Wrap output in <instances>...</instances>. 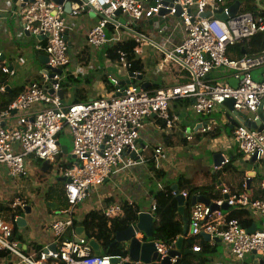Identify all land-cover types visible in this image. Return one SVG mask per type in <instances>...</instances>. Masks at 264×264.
<instances>
[{"label":"built area","instance_id":"obj_1","mask_svg":"<svg viewBox=\"0 0 264 264\" xmlns=\"http://www.w3.org/2000/svg\"><path fill=\"white\" fill-rule=\"evenodd\" d=\"M70 1V14L76 16L88 13L99 17V21L87 33V46L116 51L117 62L126 71L132 66L130 59L141 53L142 41L138 36L132 37L130 41L135 45L131 53L119 50L118 44L125 40L121 29L144 27L161 10H165L166 14L161 16V20L168 26L167 29L172 28L174 21V30L182 28L180 42L169 58L183 68L188 81L148 91L133 83L121 85L108 76L113 91L107 96L84 103L65 104L57 95L66 75L64 71L70 72L64 4L52 0L26 2L20 11L22 30L43 39L44 45H37L36 49L43 50L47 56V66L61 70L62 75L52 71L43 73L40 82L30 84L6 109L0 110V164L10 176L18 178L28 175L26 156H32L37 162L53 163L61 153L57 142L65 127L72 137L75 163L61 171L68 207L60 210L57 217L47 224L52 233L53 249L45 248L36 255H28L21 249L14 235V227L27 204L16 198L9 207L20 213L9 221L0 217V252H6L14 259L10 262L5 257L1 258L3 264L130 263L128 255L95 256L89 245L90 239L76 236L73 209L93 190H97L104 217L111 221L120 216L119 203L106 194L103 185L119 166L127 169L134 164L138 131L145 118L154 115L163 122V128H172L176 119L169 114V106L174 100H190V110L197 116L208 115L217 109L224 110V102L233 101L232 109L237 113L233 117L236 123L232 133L234 143L244 156L249 158L255 154L257 162L264 161V120L261 122V131L246 126V122L260 120L258 111L264 113V50L242 58H230L227 54L229 47L264 33V9L257 13L239 11L234 17H229L230 0ZM115 13L119 15L115 16ZM219 14L227 16V20H221ZM120 17L124 19L123 22L119 20ZM108 25L112 26V33L107 31ZM216 70L231 71L236 84L232 86L213 79L211 74ZM254 71H258L256 78L253 76ZM2 72L13 75L5 67ZM77 73H80V68L71 72ZM50 90L52 95L49 94ZM4 91L5 87L0 86V93ZM36 104L41 105V108L29 118L25 114ZM206 131L208 128L200 130L201 133ZM187 139L191 137L187 136ZM155 153L159 154L160 149L155 150ZM227 163L228 159L224 158V164ZM220 192L228 199L210 201L217 210L202 203H195L191 207L190 236L199 238L207 234L211 239H219L229 256L238 264H243L247 256L264 253V199L252 200L246 193H236L225 187ZM171 194L175 197L181 194L184 199L199 197L198 193L188 196L186 192L171 191ZM225 202L230 208L247 212L251 218L255 216L261 220L260 225H254V231L249 233L237 220L226 217L220 209ZM154 210L152 202L150 212ZM136 238L140 239L138 233ZM154 243L161 258L171 248L159 241ZM192 251L198 253L201 247L196 245ZM174 262L175 259L171 264Z\"/></svg>","mask_w":264,"mask_h":264},{"label":"crops","instance_id":"obj_2","mask_svg":"<svg viewBox=\"0 0 264 264\" xmlns=\"http://www.w3.org/2000/svg\"><path fill=\"white\" fill-rule=\"evenodd\" d=\"M245 1L240 0L239 11L248 5ZM22 2L23 0H0V63L13 72L12 76L5 74L8 93L13 91L21 93L30 84L40 82L43 71L47 69L45 52L36 49L37 45H44L43 39L22 30L20 20ZM252 2L255 3L257 10L247 11L257 13L264 9L263 0H250L249 4H253ZM119 20L124 21L122 17ZM98 21L99 17L95 14L80 13L74 16L66 13L65 23L68 28L65 40L70 58V72L64 71L66 74L64 80L72 79L74 88L67 91L65 104H70L73 93L77 89L88 101L107 96L111 92L102 80L104 76H110L119 82L131 80L129 71L122 68L116 60L109 58L107 48L92 49L87 46V33ZM172 24V28L166 30L158 28L157 31L149 29L147 25L121 29L123 39L131 40L132 37L138 36L142 41L141 53L134 59L143 66V82L150 84L148 91L183 84V81L188 79L183 68L174 59L169 58V54L180 42L182 31L181 27L173 29L175 21ZM77 68H80V73L71 74ZM255 74L258 75V71ZM211 77L232 86L236 84L231 74L224 70H216ZM40 108L39 104L33 105L25 115L30 118ZM213 113L219 114V117H215ZM169 114L176 119L170 129L163 128L162 121L156 117L145 118L142 121L137 141V150H142V152L134 158V164L131 167L123 169L119 166L105 181L103 186L106 188L107 195L117 203L118 201L127 202L139 213H151L150 206L153 200L149 195V189L156 185L161 186L153 180L147 164L151 161L157 170L164 173L162 183L168 184L171 188L189 180L194 187L201 189L212 186L213 190L217 191L225 187L236 193L245 192L250 195L252 192L255 196L263 197V162L251 164L248 161L249 158L240 152L232 138L235 127H232L223 109H217L208 115L197 116L190 110L189 105L172 101ZM205 128H208V131L215 130L214 133H217L219 137L206 136L205 132L201 133L200 130ZM187 136L191 139L188 140ZM157 149H160V153L156 155L155 150ZM218 154L223 155L230 162L221 164L215 169L212 159ZM71 155L72 151L70 155L68 152V157L64 154L63 160L70 159L75 163ZM25 164L28 175L18 178L10 176L6 168L0 164V204L9 207L14 199L19 198L27 206L31 205L32 215L27 217L23 227H17L15 235L21 249L26 254L36 255V247L42 251L51 246L52 233L47 228V224L64 208L65 195H58L63 191V181H61L63 168L54 170L48 178L49 184L54 186V193L47 202L44 196L47 186L38 184L35 178L40 163L32 156H26ZM251 172L254 175H249ZM190 200L191 198L187 200L184 216H180L177 212L182 225L183 217L187 219L188 231L184 235H179L176 240L180 237L182 239L181 251L187 249L192 251L196 245L201 247V241L208 243V246L198 253L192 251V254H187L185 261H190L191 264H214L216 262L238 264L229 256L227 249L219 239L218 241L215 239L205 241L202 237L190 236L189 216L192 207ZM98 209H102L101 200L98 191L93 190L82 203L74 207V220L81 222L89 212ZM252 218L253 227L254 225L258 227L261 220L255 216ZM139 235L142 238L141 234ZM4 257L10 262L14 261L10 256L5 255L0 257V264H3L1 258ZM253 260L254 255H249L243 264H252Z\"/></svg>","mask_w":264,"mask_h":264},{"label":"trees","instance_id":"obj_3","mask_svg":"<svg viewBox=\"0 0 264 264\" xmlns=\"http://www.w3.org/2000/svg\"><path fill=\"white\" fill-rule=\"evenodd\" d=\"M235 0H230V2ZM248 5L243 8L242 11H253L255 12L257 10V7L255 3L249 4L250 0L245 1ZM259 12V11H258ZM107 31L109 33H112L113 28L111 25L107 26ZM134 42L130 40H124L123 42H120L117 46L119 50H124L129 53H131L132 49L134 48ZM264 50V33H259L256 36L252 37L249 40H243L236 45L229 47L227 49V54L230 58H242L247 56H252L257 53H260ZM108 56L112 60H118V54L116 51H113L111 49H108ZM132 58V56H131ZM131 61V68L129 69V73H137L138 75H142L144 77V70L143 66L139 64L134 58L130 59ZM2 68L4 66L0 63V86L5 87V91L0 94V110L6 109L8 105L18 96V92H7V78L5 77V74L2 72ZM185 72V71H184ZM68 79V78H67ZM104 84L106 85L108 91H113V86L108 80L107 76H104L102 78ZM187 80H184L183 83L187 82ZM132 83L136 86H139L141 84L140 81H138L136 78L132 80ZM73 86V80H62L61 82V91L64 95V101L65 97H67V91H70ZM67 99V98H66ZM88 99L81 93L80 90H75L73 93V98L70 100V104H77V103H84L87 102ZM174 101L183 102L184 105H190V100L188 99H177ZM163 123V122H162ZM215 130L206 131V136L211 137H219L217 133H214ZM63 151H61L60 154H58L54 160L53 163L50 164L49 170L46 174L41 173L40 171L37 172L35 175L36 182L40 185H45L48 183V178L53 173L54 170L61 168H67L73 165V161L70 159L63 160L64 159ZM39 162V161H38ZM230 161L228 160V163ZM41 163V162H39ZM227 163V164H228ZM149 166V170L151 171V174L153 175V180H155L156 183L161 185L160 187L153 186L149 189V195L151 196L154 205L155 210L152 213L154 217L153 222V228H154V234L152 240L159 241L161 243L166 244L167 246L173 245L176 238L182 234L183 225L182 222L178 219L177 216V202L175 199V196H172L171 194V187L168 184H163L162 181L165 177L164 173L160 170H157L152 164L151 161L147 162ZM55 184H58V182H55ZM47 186V185H46ZM214 188L206 187V188H197L194 187L189 180L180 183L177 186V192H186L188 196H192L194 193H198L199 195L205 197L209 201L219 200L223 198V195L221 194L220 190L214 191ZM244 192V191H242ZM54 193V186L53 184L50 186H47V189L45 191V200L48 202L50 200V196ZM245 193V192H244ZM64 196V191L62 193L58 194ZM261 194H263L261 192ZM250 199H264L263 197L255 196L252 192L250 195H248ZM121 213L120 216L117 218L108 221L103 214L102 209H98L95 211L89 212L85 218L81 222H74V229L77 226H81L85 229L86 237L90 240H95L103 249V255L106 256H125L127 255L126 247L122 243L112 244L115 238V234L120 231H124L129 226L134 224L137 220V214L139 213L137 210L133 209L131 205H129L127 202H119ZM63 209L68 207L67 201L64 198L63 200ZM20 212L11 209L8 206H3L0 204V217L3 218L5 221H9L14 215L18 214ZM225 215L228 219H234L239 222L241 227H243L246 231H250L253 227V219L250 217V215L242 210H238L235 208H229L228 211L225 212ZM17 227H14V235L15 230ZM16 238V235H15ZM18 239V238H16ZM202 246L201 250L203 248H206L208 246V243L201 241ZM36 253H39L40 248L35 249ZM94 254V253H93ZM7 255L6 252H0V257ZM188 255H183L181 262H185L187 264H191L190 261H185L186 257Z\"/></svg>","mask_w":264,"mask_h":264},{"label":"water","instance_id":"obj_4","mask_svg":"<svg viewBox=\"0 0 264 264\" xmlns=\"http://www.w3.org/2000/svg\"><path fill=\"white\" fill-rule=\"evenodd\" d=\"M29 0H23L21 3V9L24 8L26 2ZM55 1L58 4H64L65 12L69 14L71 12V1L70 0H52ZM245 1V0H242ZM240 5L241 2L240 0L234 1L231 6L229 7V17H234L240 10ZM166 14L165 10H161L158 16L153 17L151 20L147 22V27L149 29H154L158 30V28L162 30H166L168 26L161 20V16ZM118 13H115V16H118ZM218 17L221 20H227V16L224 14H219ZM123 22V21H122ZM159 26V27H158ZM49 71H52L53 73H58L62 75L61 70H53L50 69L47 66V69L43 71V73H48ZM52 77V75H50ZM129 77L131 80L137 79L138 81L141 82L139 85L140 89L142 90H147L149 87V83H144L143 82V76L142 75H134L133 73H129ZM131 80H127L126 82H120L121 85H130ZM49 94H53V92L50 90ZM59 98L64 101V95L63 92L60 91L57 93ZM233 106V101L227 100L224 102L223 107L224 111L226 114V118L228 121L233 125L232 127L236 126V123L233 119L234 116H237V113L233 111L232 109ZM15 112H12L14 114ZM260 120L255 122V123H250L246 122V126L250 129H258L259 131L262 130V120H264V113L261 111H258ZM154 118L155 116H151ZM231 128V127H230ZM57 145L60 147L61 151H63V154L67 155V148L64 146H61L59 142H57ZM142 150H137V156L140 154ZM72 159H75L73 155H71ZM249 163L251 164H256V155H252L249 157ZM212 164L215 169L219 168L221 164H224V156L221 154L215 155L212 159ZM264 165V161H263ZM50 164L48 161H43L40 163V168L39 171L43 174H46L49 170ZM249 175H254V173H250ZM61 181L64 182V178L61 179ZM249 186V185H248ZM247 186V188H248ZM172 191L177 192V187L173 186L171 188ZM176 202H177V212L180 216H184V211L186 208V205L188 204V199H184L181 194H178L176 197ZM223 200L227 201L228 196H223ZM195 203H202L206 206H209L213 210H217L218 208L215 206V204L211 203L208 199H206L203 196H199L197 198L192 197L190 200V206L195 205ZM228 204L225 202L223 206L220 208L222 211L226 212L229 210ZM32 207L31 205L25 206L22 210V212L19 214V218L17 220L16 227L20 228L23 227L26 223L27 217H30L32 215ZM183 221V230L182 234H186L188 231V221L185 217L182 219ZM153 222H154V217L151 213L149 212H140L137 214V220L133 226H129L124 231L117 232L115 234L114 241L112 244H117V243H122L126 247L127 255L130 259V263L128 264H171V261L175 259V262L172 264H186L184 262H181V258L183 255L187 254H192V251L187 249L181 251L180 244L182 242L181 237L178 238L172 245V247L167 251L166 255L161 258L160 255L157 254L156 248H155V243L152 241L153 234H154V228H153ZM251 230L249 233L253 232ZM76 236L78 238H84L86 237L85 229L83 227H77L75 229ZM141 234L142 238L138 239L136 238V234ZM203 240L209 241L211 240V237L207 234L202 235ZM215 240L218 241V239L214 238ZM89 245L92 248V251L95 256H103V249L101 246L95 241V240H90ZM52 246L48 248V250H52ZM46 252V251H44ZM254 255V260L252 264H264V253L263 254H253ZM116 263V262H114Z\"/></svg>","mask_w":264,"mask_h":264},{"label":"rangeland","instance_id":"obj_5","mask_svg":"<svg viewBox=\"0 0 264 264\" xmlns=\"http://www.w3.org/2000/svg\"><path fill=\"white\" fill-rule=\"evenodd\" d=\"M264 1V0H263ZM8 66L7 67H9V64H7ZM229 74H231L232 72L231 71H227ZM255 72H257V71H254L253 72V76H254V78H256V76H257V74H255ZM214 77V76H213ZM68 102V101H67ZM214 114V113H213ZM214 116L215 117H219V114H214ZM59 139H60V144H61V146H65L67 149H68V152H69V155H70V152L72 151V149H73V145H72V137H71V134L69 133V130L65 127L63 130H62V132H61V134L59 135ZM65 157H68V154L65 156ZM38 168H40V164H39V166H38ZM50 182H48L47 184H45V185H47V186H50V184H49Z\"/></svg>","mask_w":264,"mask_h":264}]
</instances>
